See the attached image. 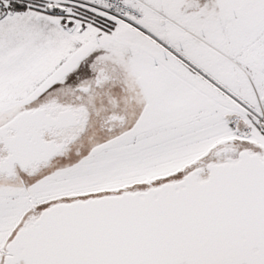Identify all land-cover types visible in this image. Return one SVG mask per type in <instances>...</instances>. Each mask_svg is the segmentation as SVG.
I'll return each mask as SVG.
<instances>
[{
    "label": "rangeland",
    "instance_id": "1",
    "mask_svg": "<svg viewBox=\"0 0 264 264\" xmlns=\"http://www.w3.org/2000/svg\"><path fill=\"white\" fill-rule=\"evenodd\" d=\"M10 1L0 0V121L53 94L68 99L75 86L86 84L98 60L125 61L147 87L118 91L127 97L125 104L118 99L130 118L124 131L108 134L95 125L74 149L53 160L45 176L28 181V192L0 181V264L31 204L43 208L145 189L183 176L223 146L264 155L263 95L254 106H241L231 93L215 92L223 88L214 84L207 92H192L189 102L168 89L166 70L159 74L155 68L154 42L143 33L146 13L153 11L145 2L156 9L151 0L127 1L141 19L112 13L107 0H18L28 6L23 11L12 10ZM247 1L264 6V0ZM254 12L264 18V8ZM99 18L109 23L102 26Z\"/></svg>",
    "mask_w": 264,
    "mask_h": 264
},
{
    "label": "water",
    "instance_id": "2",
    "mask_svg": "<svg viewBox=\"0 0 264 264\" xmlns=\"http://www.w3.org/2000/svg\"><path fill=\"white\" fill-rule=\"evenodd\" d=\"M71 120L36 108L1 126L14 131L5 140L11 170L61 152L64 143L46 142L43 129ZM206 169V177L197 167L145 189L50 204L24 220L2 264H264V155L244 148L233 163Z\"/></svg>",
    "mask_w": 264,
    "mask_h": 264
},
{
    "label": "crops",
    "instance_id": "3",
    "mask_svg": "<svg viewBox=\"0 0 264 264\" xmlns=\"http://www.w3.org/2000/svg\"><path fill=\"white\" fill-rule=\"evenodd\" d=\"M150 3L161 14L148 11L142 31L154 42L155 68L159 74L166 70L170 91L189 102L192 92H207L214 84L223 88L212 86L215 92L223 97L231 93L241 106H254L257 96H264L263 5L247 0ZM221 52L235 58L248 75Z\"/></svg>",
    "mask_w": 264,
    "mask_h": 264
},
{
    "label": "flooded vegetation",
    "instance_id": "4",
    "mask_svg": "<svg viewBox=\"0 0 264 264\" xmlns=\"http://www.w3.org/2000/svg\"><path fill=\"white\" fill-rule=\"evenodd\" d=\"M119 57H122V55H119ZM132 75L134 74L128 70L125 61L120 63L117 61L108 62L106 60H98L90 66L89 80L85 81L86 84H78L75 86V91H72L73 93L68 95L70 99H59V97L53 94L35 106L22 108V110L18 111L12 118L0 121L1 127L12 120L20 112L36 108H40L42 114L50 119L58 118L63 112H67L72 116V120L67 126L56 127L51 125L48 128L43 129V140L46 142H54L57 145L64 143V148L61 152L53 156L48 162H42L40 164L22 165L16 162L13 165L12 170L10 164L6 163L10 152L5 144V140L12 137L14 131L10 128L1 131L0 181L7 180L11 182V188L21 186L26 192H28L29 184L27 182L45 176L48 171L47 167L52 164L53 160L63 156L69 150L74 149L78 140L86 134L87 131L95 127V125H97V128L106 131L108 134H118L119 132L124 131L128 127L130 118L126 113L124 105L120 104L118 99H122L125 104L126 102L124 100H126L127 97L124 96L121 98L118 91L121 90L122 92L124 90L128 92L131 90L139 92V85L142 84L147 87V83L143 77H140L142 75H134V81L136 84L132 81ZM133 86H135V88ZM133 88L134 90H132ZM228 148H234V150ZM239 151L238 148L231 145L216 149L212 153L210 161H201L197 166L203 168L201 176L206 177L208 174L206 169L207 163H233L237 159ZM180 178H182V176L175 178L174 180ZM87 197L81 198L84 199ZM49 205L50 204L47 206ZM47 206L42 208L31 204V212L26 218L38 214Z\"/></svg>",
    "mask_w": 264,
    "mask_h": 264
},
{
    "label": "built area",
    "instance_id": "5",
    "mask_svg": "<svg viewBox=\"0 0 264 264\" xmlns=\"http://www.w3.org/2000/svg\"><path fill=\"white\" fill-rule=\"evenodd\" d=\"M109 3H110V11L112 13H117V12H120L122 14H126V15H129L130 17L132 18H135V19H141L142 18V13L139 12V10L135 9L134 7H132L131 5H129L127 3V1H131V0H107ZM137 1V0H136ZM147 8H149L150 10L152 9L153 11H155L156 9H154L151 5L147 4V2H145ZM142 12V11H141ZM206 42V41H204ZM207 43V42H206ZM209 44V43H207ZM212 48L216 49L214 46L210 45ZM218 50V49H216ZM219 51V50H218ZM220 52V51H219ZM222 53V52H221ZM223 55H225L227 58H229L233 63H235L236 65L239 66V64L237 63L236 59L233 58V57H230L224 53H222ZM240 67V66H239ZM242 70L243 68L240 67Z\"/></svg>",
    "mask_w": 264,
    "mask_h": 264
},
{
    "label": "trees",
    "instance_id": "6",
    "mask_svg": "<svg viewBox=\"0 0 264 264\" xmlns=\"http://www.w3.org/2000/svg\"><path fill=\"white\" fill-rule=\"evenodd\" d=\"M10 4H11L10 5L11 6V9L12 10H15V11H23V10H26L28 8L27 4L22 3V2H20L18 0H11L10 1ZM99 20L103 22L101 24L102 26H105L104 25V22H108V21H106L105 19H102V18H99Z\"/></svg>",
    "mask_w": 264,
    "mask_h": 264
}]
</instances>
